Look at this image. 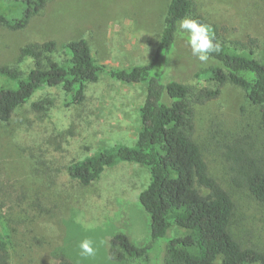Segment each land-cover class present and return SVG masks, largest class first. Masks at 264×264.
<instances>
[{
	"label": "rangeland",
	"instance_id": "obj_1",
	"mask_svg": "<svg viewBox=\"0 0 264 264\" xmlns=\"http://www.w3.org/2000/svg\"><path fill=\"white\" fill-rule=\"evenodd\" d=\"M169 2L47 0L44 11L24 30L0 27V66L27 70L30 61H20L21 48L50 40L57 42L56 59H61L63 45L81 39L88 41L95 60L109 68L148 64L159 44ZM23 10L15 0H0L2 14L21 17ZM195 12L220 28L229 48L264 58V0H196ZM206 64L192 55L186 36H180L169 66L159 65L153 75L166 72L167 80L181 81L198 93L216 88L213 82L195 77ZM146 92L145 84L101 78L87 86L81 105L67 107L60 89L43 91L34 100L53 98L47 113H33L29 102L10 122L0 121V176L8 185L0 197V236L10 238V264H58L62 260L71 264H155L154 256L124 261L110 256V241L117 234L127 235L137 246L151 239V218L139 202L149 178L145 168L128 163L109 168L88 186L65 176L73 162L120 144L135 145ZM193 108L194 139L211 174L230 188L222 158L224 146L248 134L264 148L259 110L242 89L231 84L221 89L217 99ZM233 194L237 203L233 234L245 247L264 251V204L243 190ZM186 234L174 227L167 237ZM86 239L93 242L91 256L80 248Z\"/></svg>",
	"mask_w": 264,
	"mask_h": 264
},
{
	"label": "trees",
	"instance_id": "obj_2",
	"mask_svg": "<svg viewBox=\"0 0 264 264\" xmlns=\"http://www.w3.org/2000/svg\"><path fill=\"white\" fill-rule=\"evenodd\" d=\"M15 1L23 6V16L0 13V27L10 31L27 28L30 20L47 6V0ZM195 1L170 0L156 52L145 65L116 69L99 64L85 39L64 44L65 55L61 59H56L59 46L55 41L27 44L20 50V61H30L27 70L0 66V121L10 122L16 111L29 102L33 113H47L54 99L47 96L34 100L43 91L60 89L66 97L65 105L73 107L85 101L87 86L101 78L145 84L147 92L135 145L120 144L66 168L65 176L84 186L99 181L107 169L125 163L148 171V183L139 194V202L151 218V239L137 246L127 235L117 234L110 241L111 258L124 261L154 256L155 264H264V251L245 247L232 232L237 211L233 191L243 190L264 204V148L248 134L225 144L222 158L227 165L228 188L211 174L193 135V105L217 99L227 84L242 89L258 108L259 127L264 135V58L229 48L222 40L220 28L195 12ZM191 16L209 25L221 45L209 63L195 73L198 80L213 82L216 88H204L198 93L181 81L167 80L166 72L153 75L159 65L169 66L180 37L178 22ZM7 190V182L0 176V197ZM174 227L187 234L167 237ZM9 246V236L1 235L0 264H10ZM58 264L71 263L62 260Z\"/></svg>",
	"mask_w": 264,
	"mask_h": 264
},
{
	"label": "clouds",
	"instance_id": "obj_3",
	"mask_svg": "<svg viewBox=\"0 0 264 264\" xmlns=\"http://www.w3.org/2000/svg\"><path fill=\"white\" fill-rule=\"evenodd\" d=\"M178 34L181 37L186 36V42L191 49L192 55L195 56L201 64H206L213 53L221 50L220 43L216 38L209 25L200 23L198 20L183 18L178 22ZM91 240H84L80 244L84 254L89 256L94 254V248Z\"/></svg>",
	"mask_w": 264,
	"mask_h": 264
}]
</instances>
